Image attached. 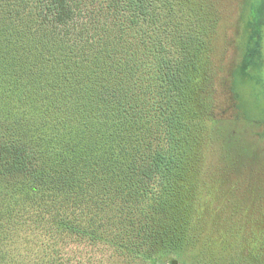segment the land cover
Wrapping results in <instances>:
<instances>
[{
    "label": "trees",
    "instance_id": "trees-1",
    "mask_svg": "<svg viewBox=\"0 0 264 264\" xmlns=\"http://www.w3.org/2000/svg\"><path fill=\"white\" fill-rule=\"evenodd\" d=\"M174 3L0 0V241L204 264L195 185L217 121L208 98L187 117L193 42Z\"/></svg>",
    "mask_w": 264,
    "mask_h": 264
},
{
    "label": "rangeland",
    "instance_id": "rangeland-1",
    "mask_svg": "<svg viewBox=\"0 0 264 264\" xmlns=\"http://www.w3.org/2000/svg\"><path fill=\"white\" fill-rule=\"evenodd\" d=\"M174 2L184 47L193 42L184 53L195 65L187 117L194 115L198 123L208 98L217 121L208 131V160L195 185L204 201L196 218L204 244L198 256L203 254L204 264H257L255 255L264 254V0ZM104 14L98 18L106 20ZM255 29L258 35L252 37ZM249 50L257 55L256 63L244 69ZM100 249L88 243L1 240L0 264H144Z\"/></svg>",
    "mask_w": 264,
    "mask_h": 264
}]
</instances>
